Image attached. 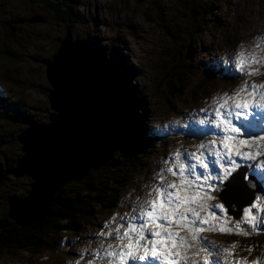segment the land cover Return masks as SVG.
Wrapping results in <instances>:
<instances>
[{
  "label": "rangeland",
  "instance_id": "obj_1",
  "mask_svg": "<svg viewBox=\"0 0 264 264\" xmlns=\"http://www.w3.org/2000/svg\"><path fill=\"white\" fill-rule=\"evenodd\" d=\"M1 3L7 6L0 8L3 21L35 15L46 18L45 24L21 25L15 32H9L5 27L9 25L0 22V176H3L15 169L22 157L19 136L34 123L51 122L53 111L47 99L50 86L46 63L54 58L69 30L65 21H56L58 18L41 5H23L22 0H0ZM74 13L70 28L74 40L91 39L95 47L104 49L111 62L123 68L121 71L137 70L125 76L122 93L135 103V117L146 128L186 123L187 114L207 108L206 101L211 97L238 89L241 80L209 75L206 65L217 60L228 61L230 54L241 47L260 55V50L253 48V37H264V0H78ZM260 72L264 73V67ZM248 79L260 83L264 75ZM134 94L139 99H131ZM28 118L33 121H27ZM139 138L146 140L145 146L129 152L127 146L139 143ZM139 138L129 141L124 137L121 151L106 167L91 172L90 176L107 173L114 189L117 187L119 197L114 208L81 221L78 232H63L51 238L49 247L31 253L4 251L0 254V264H76L77 261L87 264L92 257L86 254L81 259L78 253L97 247L99 241L92 237L114 213H131L125 199L131 203L142 196L136 190L145 188L154 173L168 166L163 164V159L177 147L181 151L197 152L199 144L212 139L185 135L170 136L167 141ZM115 162L118 168L113 166ZM6 176L10 178L0 185V216L8 208L4 197L25 198L33 183L27 176ZM174 179L168 175L165 182ZM61 190L53 205L57 197L69 193V189ZM202 235L217 248L232 253L231 257H218L223 264H237L245 259L250 264L264 254V233L244 236L204 232ZM103 243L115 245L117 241L109 238ZM94 264H108V261L96 260Z\"/></svg>",
  "mask_w": 264,
  "mask_h": 264
},
{
  "label": "snow or ice",
  "instance_id": "obj_2",
  "mask_svg": "<svg viewBox=\"0 0 264 264\" xmlns=\"http://www.w3.org/2000/svg\"><path fill=\"white\" fill-rule=\"evenodd\" d=\"M253 41L260 55L241 47L228 61L206 65L209 75L239 79L242 84L231 94L211 97L207 108L187 114L186 123L146 128L131 106L123 125L118 119L114 132L129 141L139 137L167 141L176 135L212 139L199 144L197 152L177 147L164 158L168 166L154 173L145 188L136 190L142 196L131 203L125 199L131 213H114L92 237L99 241L97 247L78 253L81 259L86 254L92 257L87 264L96 260L108 264H223L218 257L232 253L217 248L202 233H264V81L248 79L264 75L260 72L264 37L254 36ZM79 55L69 52V64ZM168 175L175 179L165 182ZM109 238L117 243L105 245L103 241ZM237 264L249 262L245 259ZM250 264H264V254Z\"/></svg>",
  "mask_w": 264,
  "mask_h": 264
},
{
  "label": "water",
  "instance_id": "obj_3",
  "mask_svg": "<svg viewBox=\"0 0 264 264\" xmlns=\"http://www.w3.org/2000/svg\"><path fill=\"white\" fill-rule=\"evenodd\" d=\"M54 1L64 8L74 2ZM43 22L41 17L29 21ZM69 52L80 54L72 64ZM46 64L51 122L34 123L19 136L22 157L15 169L6 173L33 180L25 198L9 199V216L21 228L45 220L59 189L106 167L124 142V136L114 132L118 119L122 125L124 116L122 81L116 64L91 39L74 40L71 31ZM6 175L0 176V184Z\"/></svg>",
  "mask_w": 264,
  "mask_h": 264
},
{
  "label": "trees",
  "instance_id": "obj_4",
  "mask_svg": "<svg viewBox=\"0 0 264 264\" xmlns=\"http://www.w3.org/2000/svg\"><path fill=\"white\" fill-rule=\"evenodd\" d=\"M22 1H24L23 5L27 4L38 7H40V5L43 6L58 18L56 19V21H65L68 28L67 30L71 31L70 28H72V25L74 23V11L76 6L78 5V0H74L73 4H71L68 8H64L61 2H55L54 0ZM1 5H3V7H7L3 3H1L0 8ZM35 16H39L44 19V22L39 25L46 23L45 17L41 15ZM35 16L31 18L17 17L13 20L3 21L4 15L0 12V22L3 24H8L9 27L5 25H3V27L5 26L8 31L11 32V28L16 29L21 25H35L29 23V20H32L33 18H35ZM99 48L102 52L104 51L102 47ZM3 52L4 54L6 53L5 51ZM116 67L121 77L123 91L125 90V76L131 73L133 75L137 72V70L129 68V71L131 72L130 73L128 71H121V69L123 68H119V66L117 65ZM121 96V102L126 109H128L129 106H131L132 108L135 107V103H133L132 100L130 101L127 100V98L123 97V93H121ZM130 98L139 99L136 94H134V96ZM30 120L33 121V119L31 118L27 119V121ZM145 141L146 140L144 138H139V143L127 146V150L131 153L139 150L145 146ZM113 166L115 168H118L116 162L115 164H113ZM90 175L91 173L81 182L69 183L64 188H62V190L66 191H68L69 189V193H67V195L64 194V197H57L56 203L53 205V208L51 209L48 217L41 223L34 224L31 227L21 228L9 216V199L19 196L10 195L8 197H4L5 203L8 208L5 212L3 210V215L0 216V254L4 251L15 250L31 253L43 247H49L47 243L51 238H55L63 232H78L80 229L79 223H81V221L84 222L87 219L94 217L98 212L102 210L110 211L112 208H114L116 200L119 197V193L117 187L114 189L113 184L110 182L111 180H108L109 177H107V173H95V176ZM9 178L10 177L7 176L6 180L3 181L0 185H3L4 182H6ZM70 190L72 192H70ZM66 191H63V193H66Z\"/></svg>",
  "mask_w": 264,
  "mask_h": 264
},
{
  "label": "flooded vegetation",
  "instance_id": "obj_5",
  "mask_svg": "<svg viewBox=\"0 0 264 264\" xmlns=\"http://www.w3.org/2000/svg\"><path fill=\"white\" fill-rule=\"evenodd\" d=\"M10 18V16L8 17V19ZM30 21V20H29ZM45 21H46V18H45ZM35 24V23H34ZM11 31L13 32H15V29L14 28H11Z\"/></svg>",
  "mask_w": 264,
  "mask_h": 264
},
{
  "label": "bare ground",
  "instance_id": "obj_6",
  "mask_svg": "<svg viewBox=\"0 0 264 264\" xmlns=\"http://www.w3.org/2000/svg\"><path fill=\"white\" fill-rule=\"evenodd\" d=\"M121 151V150H120ZM30 192V191H29Z\"/></svg>",
  "mask_w": 264,
  "mask_h": 264
}]
</instances>
